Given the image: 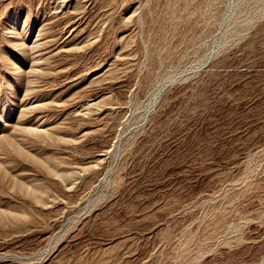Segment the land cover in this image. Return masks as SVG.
Instances as JSON below:
<instances>
[{"label":"rangeland","instance_id":"1","mask_svg":"<svg viewBox=\"0 0 264 264\" xmlns=\"http://www.w3.org/2000/svg\"><path fill=\"white\" fill-rule=\"evenodd\" d=\"M0 264H264V0H0Z\"/></svg>","mask_w":264,"mask_h":264}]
</instances>
